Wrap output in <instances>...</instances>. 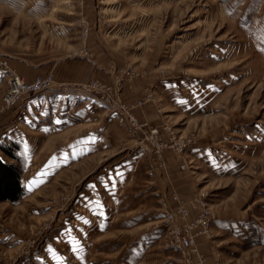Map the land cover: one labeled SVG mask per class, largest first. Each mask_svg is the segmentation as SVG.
<instances>
[{
  "label": "rangeland",
  "instance_id": "rangeland-1",
  "mask_svg": "<svg viewBox=\"0 0 264 264\" xmlns=\"http://www.w3.org/2000/svg\"><path fill=\"white\" fill-rule=\"evenodd\" d=\"M0 58L54 81L0 111V123L21 112L20 139L0 144L20 146L26 187L0 202V264H188L168 244L163 206L201 192L213 212L211 236L198 237L207 264H264V0H0ZM81 58L104 76L57 84L52 68ZM77 103L93 135L72 167L69 142L52 138Z\"/></svg>",
  "mask_w": 264,
  "mask_h": 264
},
{
  "label": "built area",
  "instance_id": "built-area-1",
  "mask_svg": "<svg viewBox=\"0 0 264 264\" xmlns=\"http://www.w3.org/2000/svg\"><path fill=\"white\" fill-rule=\"evenodd\" d=\"M0 70L9 74L8 86L1 97L0 111L13 108L26 98L41 94L53 86L51 74L37 76L31 81L26 80L15 70H12L9 61L0 58ZM153 133H157L154 130ZM174 145L183 151L186 143L175 141ZM173 204L165 201V220L169 224L168 244L181 250L185 262L188 264H207V259L198 248L200 235L211 236L213 212L209 206L206 192H201L192 200L187 201L178 193L172 194ZM193 209L197 210L192 215Z\"/></svg>",
  "mask_w": 264,
  "mask_h": 264
},
{
  "label": "crops",
  "instance_id": "crops-1",
  "mask_svg": "<svg viewBox=\"0 0 264 264\" xmlns=\"http://www.w3.org/2000/svg\"><path fill=\"white\" fill-rule=\"evenodd\" d=\"M17 69L21 68L19 66H16ZM47 70L44 68H40L38 72L40 74L45 73ZM52 72L55 78V81L57 84H73V83H86L89 81H92L95 77H101L102 70L96 68V64L93 61H90L88 59H71V60H64L57 63L53 68ZM4 72H0V86L5 85L7 83V77L4 76ZM68 87L61 86L60 91H65ZM79 88V87H78ZM80 89H82L80 87ZM72 105V104H71ZM79 103L76 104L75 107L71 106L70 112L64 114L65 120L70 119V126L66 127V129H62L60 131V136H55L52 138L55 141H68L69 145L66 146V148L70 149V157H71V165L72 167L75 164H79V160L81 157H87L90 156L89 154V147H90V141L93 135V132L88 131V127L92 125V121H90L87 117L85 118L84 122H78L79 111L78 109ZM45 104H42V106H39L38 109V116L36 118H39V124H42L41 120L42 118L46 119L47 117H50L47 112L44 110ZM32 103H30L25 108H22V118L24 120H30L29 117L32 116ZM20 110L13 111L12 114H4L2 117V122L0 125H5L3 132H0V138L1 139H15L19 140V134L17 133L16 129H14V123L16 122L17 118L21 116ZM139 113L142 116L149 115L150 118L155 116V110L152 108L151 104H145L144 107L139 111ZM55 116V115H54ZM12 121V122H11ZM90 121V122H88ZM10 122V123H9ZM8 123V124H6ZM25 125V123H22ZM70 129V133L64 134L66 130ZM86 130V131H85ZM42 129L39 127V133H42ZM57 133V132H56ZM58 135V133H57ZM22 136H25V133H22ZM69 137V138H68ZM29 138V137H27ZM26 139V136H25ZM67 145V144H65ZM59 146L56 145V149ZM177 181V180H176ZM175 181V183H176ZM24 184V183H23ZM25 185V184H24Z\"/></svg>",
  "mask_w": 264,
  "mask_h": 264
},
{
  "label": "trees",
  "instance_id": "trees-1",
  "mask_svg": "<svg viewBox=\"0 0 264 264\" xmlns=\"http://www.w3.org/2000/svg\"><path fill=\"white\" fill-rule=\"evenodd\" d=\"M0 149L11 159L0 155V202H19L26 194L23 166L20 156L17 155L20 146L16 141H10L0 144Z\"/></svg>",
  "mask_w": 264,
  "mask_h": 264
},
{
  "label": "snow or ice",
  "instance_id": "snow-or-ice-1",
  "mask_svg": "<svg viewBox=\"0 0 264 264\" xmlns=\"http://www.w3.org/2000/svg\"><path fill=\"white\" fill-rule=\"evenodd\" d=\"M246 22H247V21H246ZM60 122H61V121H60L59 119H57V120L55 121V123H57V124H59ZM116 175L119 176V172H117ZM108 179H109L110 182H112V183H111V186L114 188V187H115V183H114V181H113V178H112V177H109ZM100 215L102 216L103 213H100ZM85 223H87V221H85ZM101 226H102V225H101Z\"/></svg>",
  "mask_w": 264,
  "mask_h": 264
}]
</instances>
